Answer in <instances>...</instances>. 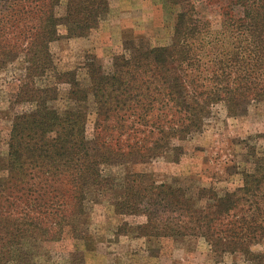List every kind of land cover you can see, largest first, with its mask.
Returning <instances> with one entry per match:
<instances>
[{
  "label": "trees",
  "instance_id": "1",
  "mask_svg": "<svg viewBox=\"0 0 264 264\" xmlns=\"http://www.w3.org/2000/svg\"><path fill=\"white\" fill-rule=\"evenodd\" d=\"M198 1L165 0L179 9L171 43L147 48L126 42L110 72L88 65L85 83L73 71H58L51 45L62 24L72 33L96 28L109 13V0H0V66L17 55L24 63L6 175L0 178V264H18V248L29 240H81L87 209L103 201L116 215L144 218L133 225L140 238L200 237L216 263L239 254L246 264H264V160L243 173L238 189H205L202 196L149 181L142 173L117 177L113 171L120 162L143 163L170 152L179 162L183 149L173 141L201 131L216 104L237 114L264 101V0H209L218 2V21L204 15ZM61 5L64 18L56 13ZM59 84L70 86L72 104L94 98V149L86 137L88 115L51 105L59 98ZM155 103L164 111L153 124L158 136L150 144L137 140L114 148L101 141L106 124L120 130L132 118L133 128L147 122Z\"/></svg>",
  "mask_w": 264,
  "mask_h": 264
},
{
  "label": "rangeland",
  "instance_id": "2",
  "mask_svg": "<svg viewBox=\"0 0 264 264\" xmlns=\"http://www.w3.org/2000/svg\"><path fill=\"white\" fill-rule=\"evenodd\" d=\"M197 7L213 21L219 20L218 2L199 0ZM178 10L169 8L165 0H109V13L96 28L72 33L68 25L59 26V38L51 45L57 69L59 72L73 71L79 81L86 83L89 80L87 66L100 65L110 72L114 57L126 52V42L136 47L141 44L147 48L167 46L172 41L174 16ZM65 12L64 5L56 8L59 18H64ZM23 65L22 56L17 55L0 66V178L6 175L3 163L8 155L14 102L20 85L17 76ZM55 81L51 79V83ZM58 88L59 98L51 105L59 111L75 108L88 115L86 137L94 149L98 134L94 98L72 104L68 101L70 86L59 84ZM153 108L147 122L133 128H130L134 122L132 118L123 122L125 128L120 130L114 123L106 124L108 130L100 129L101 141L114 148H125L137 140L150 144L158 136L153 124L159 123L158 116L164 111L157 103ZM241 110L234 114L225 104H216L201 131L186 140L173 141L175 147L183 149L179 162L173 161L174 155L170 152L163 158L143 163L123 161L114 166L113 171L117 177L142 173L149 181L182 186L201 196L205 189L211 188L218 193L234 191L243 185V173L264 160V101L252 102ZM202 199L201 205H205V199ZM87 213L86 226H82L87 234L81 240L68 236L57 243L29 240L18 248L16 263L246 264L239 254L227 255L222 263H216L211 258L209 245L200 237L140 238L133 225L145 219L116 215L104 201L91 204ZM123 227L126 233L121 232Z\"/></svg>",
  "mask_w": 264,
  "mask_h": 264
}]
</instances>
